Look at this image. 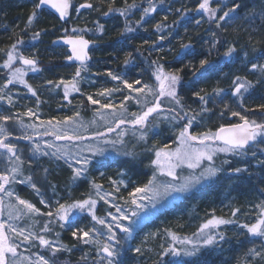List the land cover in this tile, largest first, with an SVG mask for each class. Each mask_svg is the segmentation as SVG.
I'll list each match as a JSON object with an SVG mask.
<instances>
[{"label": "snow or ice", "instance_id": "obj_1", "mask_svg": "<svg viewBox=\"0 0 264 264\" xmlns=\"http://www.w3.org/2000/svg\"><path fill=\"white\" fill-rule=\"evenodd\" d=\"M71 2L72 0H38V2L34 3L32 10L27 15L25 29H22L21 32L32 25L33 21L38 17L39 10L42 9V6H48L54 9L55 12L59 14V18L64 20L69 14ZM160 2L162 3L163 0H160ZM148 5V7L143 8L140 19L135 22L137 25H140L141 21H143L148 14L156 10V4L153 3L152 0H148ZM240 7V4L233 3L227 11H224L223 15H219L216 20L217 27H221L220 22L232 17V14L237 12ZM93 8L94 4L89 2V0H85L76 10ZM134 8H137L136 0H133L131 4L127 3V0H125V5L121 8L114 7L112 3H109L108 10L104 12L103 15L107 16L111 12H118L121 16L126 17L129 11ZM218 8L219 5H217V7L211 6V0H200L194 11L203 12L212 20L217 17ZM188 11L189 9H184L183 12L180 13L181 16ZM258 14L264 19V4L261 5ZM256 15L257 12L255 10L249 12V21L252 22ZM165 19H167V17H165ZM197 23H199V21H197ZM154 27L157 31H160L162 28L167 27V25L158 22ZM103 30L104 26L97 24V31L103 32ZM42 31L43 30L33 32L31 40H37ZM74 31L76 30L74 29ZM132 31H134V29L126 23L125 29L121 31L120 35L123 36L125 32ZM215 35L216 34L213 32L212 36L215 37ZM61 39L71 46V55L67 56L66 59L68 61H78L79 64L71 80H65L63 78L58 81L48 80L46 84L48 86L55 85L56 87L63 86V98L71 103L69 96L72 92H80L81 73L87 71L86 61L90 59L88 47L91 42L84 39L82 35L64 36L61 37ZM165 39L166 37L163 35L158 37V40ZM25 43L24 37L22 35H17V38L7 49H0V52L6 54V59H4L2 67L8 70L7 80L4 85L0 87V101H6L10 105L13 103V97L7 94L5 89H7L9 85L15 83L23 84L28 92L37 97V104L39 105L40 103L37 90L27 82L25 76L27 72H39L41 69L35 55H24L21 46L25 45ZM217 43L218 41L213 40L212 47L215 48ZM144 44L148 45L149 42L144 41ZM156 44L157 41H152L150 47H154ZM190 48V44L182 43L180 45L181 51L177 52V56H182L185 54V51L190 50ZM253 50L255 51V49ZM136 51L140 52L141 50L138 48ZM237 51L235 46L229 45L222 55L224 57H232ZM244 56L247 57L248 52H244ZM133 59V54L131 52L127 53L123 61L124 65L132 63ZM14 62H18L20 66H17ZM151 66L153 67L152 75L155 78V84L144 83L139 79L130 83L122 74L115 73L111 70L106 72L108 77L113 81L123 84L124 88L128 89L130 93H136L135 97L125 95L123 101H121L119 105L111 102L112 95L121 91L119 88H103L94 95H87L86 98L88 103L93 106H98L95 108L94 115L99 117L100 120L105 121L107 120V115H111L114 118L112 123L115 124V128L106 126L105 132L94 133V138L99 140L102 139L106 133L116 132L118 139L116 141H105V143L112 144L114 149L117 144L123 147L125 144V131H122L121 128L124 125H132L134 126V134L139 130L138 140H146L148 128L151 124L150 117L154 114L160 116L164 113L165 119L170 118L172 121H187L179 130L177 146L174 148L169 145H164L162 147L154 146L152 149H149V151H154V158L150 161L155 169L153 175L146 183L133 187L132 190L128 192V198L124 200L123 205L111 204V207L115 208V213L112 211L107 212L106 215L111 218L110 221L105 217L97 215V200H104L105 203H110L107 198L112 196V193L104 192V194L101 195L103 192V185L96 183L95 180L90 181L91 188L95 192V197L91 193L83 198L74 199L69 196L67 200H64L63 197H59L55 202L54 211L50 210L43 213V215L47 216L49 219L44 223L39 233L29 232L25 234V229L17 228L12 224H8L7 221L0 220V264H20L16 259L18 245L12 242L8 233H13L16 237H22L24 242L38 241L41 247L50 249L52 253L51 258L40 255L34 264H57V260L55 259L56 255L62 252H71L75 245L69 247L59 242V240L51 241L47 239L42 233L50 232L53 224H58L62 230L71 228V236L74 240L86 246H95L96 257L92 260V264H122V261L118 259L121 255V249L133 237L141 220L154 211L157 204L168 197H172L174 193L179 194L188 192L196 185L207 182L213 177L218 176V174L223 171V167L217 166L215 163V158L218 153L244 155L247 154L246 146L259 147V143H264V121L257 122L255 119L250 120L246 115H242L240 111H230L232 117H239L238 123L221 124L215 130L208 129L199 133L192 132L191 128L198 118L202 119L211 112V109H209L207 105L212 101L213 96H221L225 92V89L217 87L214 88L211 93L204 89L193 91L192 97L200 102L199 111H186L185 104L178 93V86L183 85L191 87L192 85L188 81L182 80L180 75L181 69L168 71L165 69L164 64L160 63L158 60L151 61ZM185 67H191L192 77L194 79L205 78L215 70L212 61L207 58L200 59L198 67L196 65H186ZM251 70L254 72L258 71L259 79L254 82L249 80L246 76H235L231 86L232 96L243 97L250 89L264 82V63H251ZM149 95L153 97L152 101L148 102L142 100V98ZM104 97L109 98L108 103H102L101 98ZM162 98H170V102L174 106L163 109ZM133 99H135L137 103L142 104V110L139 112H132L125 116V114L128 113L126 102ZM242 106L241 103V107ZM257 107L264 111V104L258 105ZM224 108L225 110H230L227 104ZM223 114L224 112L222 111L221 116H223ZM22 116L32 118L36 117V113L32 109H28L24 113H16L14 115L0 114V149L4 150L0 153V161L5 163V170L0 171V192H3L9 197L13 196L14 193L8 190L6 185L16 182V177L18 175H23L22 165L24 160L19 154L17 145L8 142L12 133L4 126L5 124L13 122L19 124L21 127L32 129H39L42 125H47L51 131H45L43 133L36 131L35 134L37 136L52 135L55 136L57 140L80 142L88 139L78 134V129L85 127L83 123H76L77 118L80 116L79 112H76L74 117H64L63 120L56 121L55 123H53L52 120L42 121L40 125H25L21 118ZM92 123L94 124L96 121L93 120ZM69 125H75V127L71 129V132H69ZM22 138L24 140L32 139L30 135H24ZM258 138L259 143H257ZM215 142H222V144L221 146H214ZM45 144L47 149H54L51 155L55 157V159H63L72 170L69 185L81 178L86 179L94 157L97 155H104L103 148L93 145L77 147V150L72 152L54 143L45 142ZM29 151L34 154H49L48 151L41 148L40 144H35ZM261 151H264V149H261ZM122 154L125 156H135V152L132 150L123 151ZM251 155L255 157L256 152L253 151ZM205 162H207L206 165ZM257 163L264 165V160H259ZM228 164H230L228 160H223L221 162V165ZM185 166L189 170L188 174L180 175L177 170H182ZM47 171L48 169H44L45 173H47ZM230 171L240 173L246 171V169L237 167L235 169H230ZM158 174L170 179L160 181L158 179ZM119 175L123 177L124 172L121 171ZM109 181L115 192H119L120 185L127 186L123 178L113 180L112 177H109ZM19 183L30 185L33 190L40 194V188L37 187L32 175L25 176ZM55 189L56 186L52 185L54 195H56ZM117 199L120 198L117 197ZM61 200H64V202H60ZM16 201L23 206L25 214H40V209L29 201L21 199L19 196H16ZM40 203L47 205V201L43 198L40 200ZM0 204H2V198H0ZM48 206L51 207V205ZM13 207L14 206L9 205V208ZM256 207L259 208V214L255 222L251 224L244 223L241 226L247 230L249 235L264 238V202ZM237 212L238 209H233V216H235ZM82 213H87L94 222L93 226L87 228V230L83 227H73L77 218L80 217ZM142 213L144 214L143 216L141 215ZM20 216L21 212L19 210L15 211V215H13L12 211L9 212V219H19ZM125 221H127V223H124ZM232 223H234V221L231 219L213 215L210 219L201 224L198 232L194 234V238L184 237L183 240H181L176 233L169 231L168 234L171 236L172 240L174 242L178 241L181 246L177 247L175 243L171 244L167 248H164L160 255L163 256L165 253H168L173 258L195 257L200 252L201 247L214 245L225 239V234L223 232H209L206 230L216 229L219 225ZM97 225L101 227L98 228L96 227ZM105 229L106 235L103 231ZM116 229L119 230L120 236L117 235ZM56 235L59 237L60 233L57 232ZM262 248H264V245H262ZM133 251L141 253V248L137 247L133 249ZM248 252L254 257L264 258V252L257 251L255 248L248 249ZM80 259L84 264H88L87 253ZM29 264H33V262L29 260ZM159 264H164V261H159ZM169 264H183V261L180 259H173L169 261Z\"/></svg>", "mask_w": 264, "mask_h": 264}, {"label": "rangeland", "instance_id": "obj_2", "mask_svg": "<svg viewBox=\"0 0 264 264\" xmlns=\"http://www.w3.org/2000/svg\"><path fill=\"white\" fill-rule=\"evenodd\" d=\"M123 1V0H122ZM83 2V1H80ZM227 4L237 3L240 4V10L251 8L257 12V15L254 18V21H257L259 18V10L261 5L264 4V0H228ZM76 6H73L72 13L73 15L77 12V3ZM251 5V7H250ZM238 9V10H239ZM72 23V22H71ZM70 23V25H71ZM72 30H76L71 36H80L88 39L92 43L91 56L93 55V49L96 45L97 38H88L85 35L79 33L76 24L71 25ZM67 36V35H63ZM61 37V36H59ZM178 43V41H176ZM179 45V44H177ZM58 46V45H57ZM59 47V46H58ZM4 49V48H0ZM62 53L58 51L59 56L62 55L63 59L66 60V57L69 56L67 48L60 46ZM264 54V52H263ZM242 57L244 52L241 53ZM245 57V56H244ZM92 58V57H91ZM237 58V57H236ZM6 59V54L0 52V87H2L7 80V72L4 71L2 67L3 61ZM250 63H264V55L262 58L257 60V54L250 52ZM69 66V65H68ZM72 69H63L59 72L54 70L41 69L39 72H27L25 79L27 82L32 85L37 90V96L39 97L40 103L37 104V97L33 96L28 92L27 88L23 84L15 83L9 85L5 92L10 94L13 97V103L10 105L6 101H0V114L4 115H14L16 113H24L28 109H32L36 113V117L29 118L27 116H22L24 124H37L40 125L42 121L52 120L53 123L56 121L63 120L64 117H74L76 112L80 113L79 118H77L76 123H83L85 127L78 129V134L80 136L86 137L88 139L77 142V141H66V140H54L55 136L52 135H42L37 136L36 131L41 133L45 131H51L47 125H42L39 129L24 128L19 124L8 122L4 126L12 133L9 138L10 143L16 144L19 150V154L22 156L24 163L22 165L23 175H18L16 177V182H13L9 185H6L8 190H11L14 195L9 197L3 192H0V198H2V204H0V220L7 221L8 224H12L17 228L25 229V234L29 232H40V229L43 228L44 223L48 221V217L43 215L50 210L54 211L55 202L59 197H63L64 200H67L69 196L71 198H83L89 193L95 197V192L91 188L90 181L95 180L96 183L103 185V192H111L112 196L107 199L110 203H105L104 200H97V215L105 217L110 221V217H107V212L112 211L115 213V208L111 207V204H120L123 205L124 200L128 198V192L132 190L133 187L137 185H142L153 175L154 166L151 165L150 161L154 158V151H149L154 146H164L169 145L170 147H176L178 144L177 136L180 128L183 127V121H172L170 118L165 119L164 113L160 116L153 115L150 118L151 124L149 125L147 138L146 140H138L139 130L136 133H133L134 126L124 125L121 130L125 131L124 141L125 144L123 147L116 145L115 149L112 144L105 143V141H116L118 139L117 133H106V135L97 140L94 138V133L96 132H105L106 126L115 128V124L112 123L113 117L107 115V120H100L99 117L94 115L95 108L98 106H93L88 103L87 95L95 94L103 88H119L121 91L116 92L111 97V102L119 105L125 95L136 96V93H130L128 89L124 88L123 84H120L116 81H113L110 77L106 75L107 69L100 70L97 64L91 62L87 64V71L81 73L82 79H80V92H72L69 96L71 103L64 100V90L63 86L56 87L48 86L46 81H58L61 78L65 80H71L75 74L76 65H71ZM252 71V70H251ZM252 73L259 78L258 71ZM141 74V73H140ZM141 80L144 83L154 84V80L149 73L141 74L140 77H137L135 80ZM131 83V81H130ZM264 86V82L261 83ZM153 97L151 95L142 98L148 102L152 101ZM102 103H108L109 98H101ZM163 109H168L173 107L168 102V98H162ZM128 114L132 112H139L142 110V104L136 102L135 99L126 102ZM229 105L230 110H225L224 106ZM211 109L213 117H203L194 123L191 131L194 133L204 132L208 129L215 130L221 124L227 125L225 123L228 118L233 119L237 118L236 123L239 122V117H232L230 111H240L242 115H246L248 119H255L257 122H261L264 119V111L259 108H253V110H247L241 107L238 100H236L232 94L231 96L224 92L221 96H213L212 101L207 105ZM224 112L221 116V112ZM118 118V117H117ZM95 120L96 123H92ZM187 121L185 120L184 123ZM224 122V123H223ZM219 123V124H215ZM216 125V127H215ZM75 125H69V132ZM62 134V133H60ZM24 135H30L31 140H24L22 137ZM45 142L54 143L57 146L66 148L72 152L77 150V147H84L85 145L98 146L104 149V155H97L94 157L93 163L89 168L87 178H81L75 181L73 184L69 185V179L72 174V170L64 162L63 159L57 160L51 155V152L54 149H47ZM257 143H259V138ZM35 144H40L41 148L48 151V155H43L42 153H33L29 151ZM135 146V147H134ZM264 143H259V147H251L247 149V154L244 155H235L233 153H218L216 155L221 158V161H216L217 166H223V171L218 174V176L213 177L207 182H202L199 185H196L194 188L185 193L173 194L172 197L166 198L164 201H161L157 204L156 209L152 211L146 218L142 219L138 229L134 232L133 237L124 245L121 249V255L118 258L122 261V264H159V261L156 259L158 253L156 251L151 252V258L149 256V249L145 243L146 238L149 234L150 237L155 241L157 246L156 250L167 248L172 244L173 240L169 236L168 232H174L176 235L180 232L182 235L188 234L190 231L194 232L197 229H200L199 223H203L205 217H208V210L205 208V211H198L197 205L199 204V191L204 188H210L211 192H216L217 196H220L219 191L223 195H228V203L233 207L230 211L231 218L238 216L239 220L245 218L246 222L236 224L232 228L233 235L239 236L240 238L245 236L249 243L245 246L246 252H241V256L244 258L243 264H264V258L254 257L251 253L248 252V249L255 248L257 251L264 252V238L258 239L259 237L254 238L253 236L247 233V230L244 229L241 225L244 223L251 224L256 219L259 214V208L257 205H260L264 202V165L257 163L259 160H264ZM132 150L135 152V156H125L122 154L123 151ZM4 150L0 149V153ZM255 151L256 155L253 157L251 153ZM243 157L250 159V164L253 167L252 172H250L246 177V184L243 187V190H235L234 184L238 177L234 176V172H231L230 169H235V165L238 163V158ZM223 160L230 161L228 165H221ZM207 162H205V165ZM44 169H48L47 173L44 172ZM5 170V163L0 161V171ZM121 171L124 172V176L121 177L119 174ZM180 175H187L188 169L186 166L181 170H177ZM32 175L34 182L37 184V187L40 188V194L31 188L30 185L26 183H19L23 180L25 176ZM109 177H112L113 180H119L123 178L126 182V185H120L119 192H115L112 184L109 181ZM255 178H260V182H257ZM158 179L160 181H165L170 178L166 176H161L158 174ZM52 185L56 186V195L53 194ZM246 192V193H245ZM244 195V196H243ZM16 196H19L21 199H25L30 203L34 204L37 208L40 209V214H25V210L22 205L16 201ZM119 197L120 199H117ZM44 199L47 201L46 204H41L40 200ZM244 200H243V199ZM61 200L60 202H64ZM218 208L226 210L225 203L217 201ZM9 205L14 206L9 208ZM48 205H51L49 207ZM179 206V209L174 207ZM238 206V207H236ZM204 209V207H203ZM233 209H238V212L233 216ZM19 210L21 216L19 219H9V212L12 211L15 215V211ZM197 211V212H195ZM165 213V214H164ZM164 214V217L160 220L157 229L145 231V225L151 222L153 219L157 218V215ZM166 214H169L168 218L165 217ZM144 215L143 213L141 214ZM174 216V217H172ZM171 217V218H170ZM180 217L182 219V226L177 227L176 219ZM206 222V221H204ZM124 223H127L125 221ZM94 222L91 220V217L87 213H82L80 217L77 218L76 223L73 225L74 228L83 227L85 230L92 227ZM96 227L100 228L101 226L97 225ZM177 228V229H176ZM221 228V227H220ZM71 228L61 229L58 224H53L51 226V231L48 233H42L46 236L47 239L51 241H57L71 247L75 245L71 252H62L60 258L63 259L64 263L57 261V264H80L81 257L84 254H88V263L92 264V260L96 257L95 246L94 245H84L77 240H74L71 236ZM106 233V229L103 230ZM141 231L143 234L138 235ZM59 232L60 235L57 237L56 233ZM117 235L120 236L119 230L116 229ZM154 235H153V234ZM12 242L17 244V261L20 264H29V260L33 262L36 261L38 256L44 255L46 258H51L49 255L52 254L50 249L46 247H41L38 241H29L24 242L22 237H16L13 233H8ZM177 247H180L181 244H175ZM140 247L141 253H136L133 249ZM202 248V247H201ZM200 252L195 257H180L172 258L180 259L183 261V264L192 262ZM28 258V259H25ZM59 260V258L57 257ZM169 260V261H171ZM169 261H164V264H169Z\"/></svg>", "mask_w": 264, "mask_h": 264}, {"label": "trees", "instance_id": "obj_3", "mask_svg": "<svg viewBox=\"0 0 264 264\" xmlns=\"http://www.w3.org/2000/svg\"><path fill=\"white\" fill-rule=\"evenodd\" d=\"M226 1L228 0H211V6L217 7L219 5V8L217 10V17L210 20L203 12L194 11L200 0H163L162 3L160 0H152L156 4V10L148 14L141 21L140 25H137L135 22L140 19L143 8L149 6L148 0H136L137 8L130 10L126 17L121 16L118 12H111L107 16L103 15L108 10L109 3H112L114 7L121 8L125 5V0H89V2L94 4V8L80 9L75 15L71 12V17L65 24L57 20L49 11L41 9L32 25L21 32L22 29H25L27 15L32 10L34 3L38 2V0H0V48L7 49L17 38V35H22L26 43L21 46V50L26 56L35 55L40 68L46 70L51 69L54 72H59V70L63 69L69 70L72 69L71 66L66 64L62 55L59 56L58 51L62 53V50L54 42H56L59 36H70V34H73L74 30H72L71 25L76 24L77 29L80 31L79 33L88 38H97L91 60L97 64L100 70L107 69L122 74L125 79L132 82L137 77H140L141 74L146 73H149L155 81L152 75L153 67L151 66V61L153 60H158L164 64L165 69L168 71L181 69L180 75L182 80L188 81L192 85L191 87L178 86V93L185 104V110L199 111L200 102L192 97L193 91L204 89L211 93L214 88L219 87L225 89V92L231 96V86L235 76H246L254 82L259 79L251 71L250 52H254L253 49H255L257 60L264 55V19L259 18L257 21L253 20L250 22L248 13L253 11V9H239L232 14V17L221 21V27L218 28L216 20L219 15H223L224 11H227L233 4H227ZM75 2L79 6L85 0H72L73 6H76ZM132 2L133 0H127L129 4ZM184 9H189V11L181 16L180 13ZM158 22H162L167 27L157 31L154 25ZM126 23L134 31L125 32L121 36L120 33L125 29ZM97 24L104 26L103 32L97 31ZM40 30H43L40 37L37 40H31L32 33ZM213 32L216 34L215 37L212 36ZM160 35L165 36L166 39L158 40ZM213 40L218 41L215 48L212 47ZM144 41H148L149 44L145 45ZM152 41H157L156 46L150 47ZM182 43L190 44L191 48L190 50H186L182 56H177V52L181 51L180 45ZM229 45L235 46L238 51L232 57H224L222 54ZM138 48L141 50L140 52L136 51ZM130 52L133 54V62L129 65H124V58ZM242 52H248V56L242 57ZM204 58L212 61L215 70L205 78L194 79L192 77L191 67L185 66L196 65L198 67L199 60ZM14 63L20 66L18 62ZM4 71L7 72L8 70L4 69ZM234 98L239 101L240 105L242 103V109L244 107L247 110H253L258 105L264 104V86L260 83L253 89H250L243 97ZM168 99L167 103L174 106L170 102V98ZM213 116L212 112L205 115L209 120ZM236 121L237 118H228L225 123H236ZM214 146L221 145L215 142ZM238 159L235 168L246 169V171L234 173V176L238 177L234 184V189L238 190L239 194V190L245 191L243 187L248 184H246L245 180L250 175L249 173L252 172L253 167L250 164V159L243 157H239ZM216 161L220 162L221 158L217 156ZM255 179L257 182H260V178ZM215 193L211 192L210 188H204L199 191L198 195H200V199L197 209L198 211L203 210V212L205 208L208 210L206 212L208 217L204 218L203 223L213 215L231 219L234 223L219 225L216 229L206 230L209 232H223L225 239L214 245L202 247L201 253L192 262L187 264L245 263L241 252H246L245 246L249 243L246 241L247 237L240 236L242 239L239 240V236L233 235L234 232L231 231L236 224L246 222L245 218L242 220H239L238 216L231 218L230 211L227 210H231L233 207L228 203V195L224 196L221 191H219L220 196H217ZM239 195L241 196V194ZM217 201L224 202L226 210L218 208ZM174 208L179 209V206ZM164 214L157 215V218L147 223L144 227L145 231L157 229L156 226L164 217ZM168 215L166 214L165 217L168 218ZM181 220L180 217H177V227L182 226L183 223ZM203 223H199V226ZM198 230L194 232L190 231L186 235L178 232L177 236L181 240L184 237L194 238V234ZM141 234H143V231L138 235ZM150 235L147 236L145 243L149 249H153L149 250L150 258L151 252L156 251L158 253L156 258L158 261L171 260L173 257L168 253H165L163 256L160 255L163 249L156 250L157 246L154 245L155 241ZM258 239L263 238L259 237ZM174 243L180 244L178 241H173L172 244ZM61 255L62 253L57 254L55 259L60 263H64L63 259L60 258ZM49 256L52 257V254ZM67 264H69V261ZM80 264H84V262Z\"/></svg>", "mask_w": 264, "mask_h": 264}, {"label": "water", "instance_id": "obj_4", "mask_svg": "<svg viewBox=\"0 0 264 264\" xmlns=\"http://www.w3.org/2000/svg\"><path fill=\"white\" fill-rule=\"evenodd\" d=\"M71 8H72V5H70V7H69V14H68V16L65 17L64 20H61V19L59 18V14L56 13L54 9H51V8L48 7V6H42V9L48 10V11H49L54 17L57 18V20H59V21H60L61 23H63V24L66 23L67 21H69V18L71 17V16H70V14H71ZM61 37H64V36H61ZM61 37L57 38V40H56V42H55L56 45L67 48V50H68V52H69V55H71V46L68 45V44H66L65 41H64L63 39H61ZM84 39H86V38H84ZM86 40H88V39H86ZM88 41H89V40H88ZM91 48H92V43H90V44H89V47H88V53H89V57H90V59H89L88 61H86V64H90V63L92 62V60H91V55H90ZM65 62H66V64L69 65V66H71V65H76V66H78V64H79L78 61H68L67 59H66ZM152 117H153V116H152ZM150 118H151V117H150ZM263 121H264V119H263ZM54 140H57V139L55 138ZM218 143H219L220 145L222 144V142H218ZM248 148H250V147L246 146V149H248Z\"/></svg>", "mask_w": 264, "mask_h": 264}]
</instances>
